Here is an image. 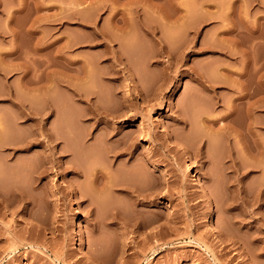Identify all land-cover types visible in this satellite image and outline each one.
<instances>
[{"label": "rangeland", "instance_id": "rangeland-1", "mask_svg": "<svg viewBox=\"0 0 264 264\" xmlns=\"http://www.w3.org/2000/svg\"><path fill=\"white\" fill-rule=\"evenodd\" d=\"M0 117L21 126L0 145V264H264V0H0ZM39 123L80 177L47 143L7 160ZM137 135L150 159L116 164ZM95 168L112 191L93 193Z\"/></svg>", "mask_w": 264, "mask_h": 264}, {"label": "bare ground", "instance_id": "bare-ground-1", "mask_svg": "<svg viewBox=\"0 0 264 264\" xmlns=\"http://www.w3.org/2000/svg\"><path fill=\"white\" fill-rule=\"evenodd\" d=\"M125 19H126V18H125ZM125 19H124V20H125ZM121 20H122V19H121ZM126 20H128V19H126ZM126 20H125V22H127ZM125 22H124V23H125ZM127 25H128V24H127ZM123 26H124V25H123ZM123 26H122V27H123ZM122 27H121V30H122ZM125 27H126V25H125ZM127 29H128V28H127ZM121 30H120V31H121ZM129 30H130V28H129ZM122 31H124V30H122ZM125 31H126V29H125ZM128 33H129V31H128ZM39 85H40V84H39ZM38 88H40V86H39ZM41 89H42V91H43L42 93H45V92H44L45 89H44V88H41ZM38 90H39V89H38ZM39 94H40V92H39ZM43 95H44V94H43ZM31 111H32V110H31ZM92 111H93V110H92ZM28 112H29V111H28ZM26 113H27V112H26ZM29 113H31V112H29ZM43 113H45V112H43ZM96 113H98V112H96ZM27 114H28V113H27ZM31 114H33V111H32ZM31 114H30V115H31ZM34 114H35V111H34ZM92 114H93V112H92ZM92 114H91V115H92ZM102 114H103V113H102ZM44 115H45V114H44ZM93 115H95V114H93ZM100 115H101V114H100ZM108 115H109V114H108ZM22 116H23V113H22V115H21L20 118H22ZM25 116L28 117V115H26V114H25ZM32 116H33V115H32ZM96 116H98V115L96 114ZM105 116H106V115H105ZM27 117H25V118H27ZM92 117H94V116H92ZM100 117H101V116H100ZM106 117H107V116H106ZM89 118H90V117H89ZM0 119H1V121H0V145H2V144L4 143V142H3V143H1V142L3 141V138L5 137L6 134H8V135H7V138H9L10 136H12V137H10L9 141H11L12 138H16V137H17L16 139H19V136H17V135H18L17 133H19V135H20V132H19L18 130L21 129V126L18 125V127H19L20 129H17L18 127L16 128L15 125L12 126L13 128L15 127V128L17 129V132L15 131L16 129L14 128V129H15V130H14L15 133L12 132V131H11V132H12V133H11L10 130H12L13 128H12V129H11V127L8 128L9 125L5 123L6 126L8 125L7 128H6V126H5L4 123L2 122L3 120H2L1 117H0ZM41 119H42V117H41ZM93 119H94V118H93ZM31 120H32V119H31ZM101 120H103V119H101ZM34 121H35V120H34ZM36 121H37V120H36ZM93 121H94V120H93ZM1 122L3 123V125H2ZM37 122H38V121H37ZM41 122H42V121H41ZM96 123H97V122H96ZM33 124H34V123H33ZM39 124H40V123H39ZM92 124H93V123H92ZM22 125H23V124H22ZM36 125H37V124H36ZM36 125H35V127H36ZM4 126H5V127H4ZM32 126H34V125H32ZM37 126H38V125H37ZM93 126H94V125H93ZM110 126H111V125H110ZM112 126H114V125H112ZM112 126H111V127H112ZM131 126H132V125H131ZM29 127H30V126H29ZM49 127H50V126H49ZM51 127H52V126H51ZM114 127H115V126H114ZM114 127H113V129H111V131L115 132L116 135H119L120 131H118V130H120V129L117 130V129H116L117 127H116V128H114ZM126 127H127V126H126ZM128 127H130V126H128ZM22 128H23V127H22ZM223 128H224V127H223ZM223 128H221L220 131L223 132ZM226 128H227V127H226ZM9 129H10V130H9ZM30 129H31V127H30ZM35 129H36V128H35ZM37 129H39V130H35V132L38 131V132H39L38 134H39L40 138H41V137H44L43 140L40 139L39 137L33 139L34 136H33L32 140H31L30 138H31L32 136H30V138L27 137L26 141H27V140H28V141H27L26 144H24V143H25V142H24L25 140H23L24 143H23L22 140H21V142H22L24 145H23L22 143H18V142H20V140L17 142L18 144L16 143V146H11V145H10L11 142H10V143L7 142V143L9 144V147L12 148V149L9 148V150L11 149L12 152H8V153L5 155L6 158H7V160L11 161V159H12V160L14 161L15 158H18V156H16V152H18V151H26V152H29V151L31 150L32 146H34L35 144H42V145L44 146V145H46V143H47V144H48V148H49V149H47V150H50V151H51V152H49V153H51V155H50V156H49V155H46L45 157H47L49 160H51V162H52V160L55 161V162H58V163L63 162V164H61V165H62L61 167L63 168L64 174L67 175V174H69V173H73L74 175H77L78 177H80V175H79V174H80V170L77 169V165H76V167H75V166H74L75 164L72 165V164L70 163V162L73 161V160H71L70 162H68V160H67V162H64V161L61 160V159H63V158H61V156H60V157H57V156H56L57 154H60V155L63 154L64 151H62L63 149L60 150V149L56 148V146H54V147L52 146L51 143H54L55 141H59L58 138H57V139H58V140H57L56 137H54L55 133H54V135H52V130H53V129H52L51 132H50V131H49L50 129L47 130V128H46L45 125H43V124H40V126H39ZM32 130H33V128H32ZM32 130H31V131H32ZM20 131H21V130H20ZM29 131H30V130H29ZM108 131H109V130H108ZM220 131H219V132H220ZM224 131H227V130L225 129ZM53 132H54V131H53ZM219 132H218V134H219ZM29 133H30V132H29ZM33 133H34V130H33ZM121 133H122V132H121ZM9 134H10V135H9ZM12 134H13V135H12ZM14 134H15L16 137L14 136ZM36 134H37V133H36ZM36 134H35V135H36ZM113 134H114V133H113ZM171 134H172V133H171ZM28 135H31V134H28ZM106 135H108V134H106ZM8 136H9V137H8ZM56 136H57V135H56ZM108 136H109V135H108ZM140 136H141V135H140ZM172 136H174V135L172 134ZM175 136H176V135H175ZM175 136H174V137H175ZM36 137H37V136H36ZM57 137H58V136H57ZM117 137H118V136H117ZM141 137H142V136H141ZM169 137H170V135H169ZM176 137H177V136H176ZM7 138L5 139V141H7ZM28 138H29L30 140H29ZM177 138H178V137H177ZM109 139H110V138H108V140H109ZM170 139H173V138L171 137ZM175 139H176V138H175ZM12 140H14V139H12ZM106 140H107V139H106ZM108 140H107V141H108ZM141 140H142V139H141ZM141 140H140V137L138 138V135H137V138H135V137H134V138H132V137H126V136H125L124 138H122V139L120 138V140H118L117 144L115 145L116 148H115L114 150H112L111 153L109 152L110 154H113L112 156H113L114 158H113V157H112V158L116 160V164H118V165H119V163L122 164V165L124 164L126 167L130 168V170H131V167H134V165H136V163H138V162H137L138 160L140 161V159H141V160H143L142 162H144V161L146 162V161H147V157H148L147 154L144 153V155H143L142 157L136 155V153L138 152V149H139L140 146H141V145H140V144H141V143H140ZM46 141H48V142H46ZM53 141H54V142H53ZM107 141H106V142H107ZM175 141H178V140H175ZM13 142H15V141H13ZM109 142H110V141H109ZM112 142H114V141H112ZM112 142H111V146H114V145H112ZM56 143H57V142H56ZM107 143H108V142H107ZM175 143H176V142H175ZM181 143H182V142H181ZM8 144H7V146H8ZM11 144H12V143H11ZM13 144H14V143H13ZM4 145H5V144H4ZM4 145H3V147H4ZM56 145H57V144H56ZM178 145H179L180 147H178ZM178 145H177V148L183 149L182 146L184 147L185 144H184V145H180V144H178ZM105 146H109V143H108V145L105 144ZM105 146H104V149H105ZM162 146H163V145H162ZM186 146H187V145H186ZM186 146H185V148H184L185 151H186V148H187ZM0 147H1V146H0ZM3 147H1V149H2ZM45 147H47V145H46ZM109 147H110V146H109ZM109 147H108V148H109ZM188 147H189V146H188ZM3 149H4V148H3ZM5 149H7V147H6ZM110 149H112V148H110ZM184 149H183V150H184ZM187 149H188V148H187ZM105 150H106V149H105ZM2 151H3V150H2ZM4 151H5V150H4ZM32 152H33V151H32ZM45 152H46V151H45ZM45 152H44V155H45ZM47 152H48V151H47ZM186 152H189V150H187ZM190 152H191V151H190ZM190 152H189V153H190ZM49 153H48V154H49ZM189 153H188V155H189ZM3 154H4V153H3ZM78 154L80 155V153H78ZM81 154H83V153H81ZM110 154H109V156H110ZM137 154H138V153H137ZM19 156H20V154H19ZM72 156H73V155H72ZM72 156H71V157H72ZM75 156H77V155H75ZM198 156H199V154H198ZM139 157H140V158H139ZM6 158L3 157V159H4L3 161H5ZM19 158H20V157H19ZM47 158H46V162H47V160H48ZM148 158H149V157H148ZM232 158H233V157H232ZM149 159H150V158H149ZM234 159H235V158H234ZM234 159H233V160H234ZM15 160H16V159H15ZM189 160H190V159H189ZM230 160H231V158H230ZM230 160H229V161H230ZM9 161H8V162H9ZM11 162H12V161H11ZM48 162H49V161H48ZM112 162H113V161H112ZM112 162H111V163H112ZM117 162H119V163H117ZM151 162H152V161H151ZM151 162H149V164H150ZM12 163H13V162H12ZM16 163H17V161H16ZM16 163H13V164H16ZM8 164H10V163H7L6 166H8ZM138 164H140V163H138ZM138 164H137V165H138ZM144 164L146 165V163H144ZM144 164H142V165L144 166ZM147 164H148V163H147ZM151 164H152V163H151ZM153 164H154V163H153ZM153 164H152V165H153ZM10 165H11V164H10ZM110 165H111V164H110ZM113 165H114V164H113ZM118 165H117V166H118ZM137 165H136V166H137ZM230 165H231V166H230ZM230 165L228 166V168H229V167H230V168L232 167V171L234 172V175H236V177H237V178L235 177L234 179L231 177V178L233 179L232 181H234V180L237 179V181H235V183L238 182V185H235V184L231 181V183H233V184L235 185V187H234V185L231 184V185H233V187L235 188V189H234V188H232V189L236 190L237 193H240V192H241V187H242V185H243V184L240 185L241 181L239 180V179H240L239 177H240L241 175L238 176V175H239V171H238V170H239L240 167L238 168V167L236 166L237 164L235 163V160L232 161V164H230ZM241 165L243 166V165H245V164H242V163H241ZM17 166H18V165H17ZM45 166H46V165H44V167H45ZM238 166H239V165H238ZM248 166H249V165H248ZM11 167L13 168V166H11ZM15 167H16V166H15ZM42 167H43V166H42V164H41V170H42ZM109 167H110V166H109ZM121 167H122V166H121ZM157 167H158V166H157ZM243 167H244V166H243ZM246 167H247V165H246ZM7 168H8V167H7ZM34 168H36V166L32 167V169H34ZM45 168H46V167H45ZM96 168H97V167H96ZM96 168H95V169H90V172H89L88 174H86V177H85V178H86L85 181L88 179L87 181H89V183H90L89 185H90L91 189L93 190V193H94V192H95V193H100V194L102 195V194H104L106 191H107V193H108L109 190L112 191L113 188H114L115 185H116V181H115V184H114V180H116V179H113V178H112L113 173H112L111 171H113V170L108 169V168H107V169L104 168V170L101 168L102 170H99V169H96ZM153 168H154V166H153ZM9 169H11V168H9ZM14 169H16V168H14ZM48 169H49V168H48ZM79 169H80V168H79ZM125 169H126V168H125ZM134 169H135V168H134ZM138 169H139V167H138ZM240 169H241V168H240ZM242 169H243L242 172L245 171V170H247V168H242ZM248 169H250V168H248ZM251 169H252V168H251ZM12 170H13V169H12ZM34 170H35V169H34ZM34 170H33V171H34ZM39 170H40V169H38V173L40 172V174H38V175H39V178H40L41 176L46 175V173H45V169H44V171L42 170V172H44V173H42V174H41V170H40V171H39ZM126 170H127V169H126ZM130 170H129V172H130ZM132 170H133V169H132ZM225 170H226V168H225ZM228 170H229V169H228ZM33 171H32V172H33ZM36 171H37V169H36ZM36 171H35V172H36ZM47 171H48V170H47ZM47 171H46V172H47ZM63 171H62V172H63ZM137 171H138V170H137ZM208 171H209V169H208ZM210 171H211V170H210ZM229 171H230V170H229ZM229 171H228V172H229ZM232 171H231V172H232ZM35 172L32 173V174H37V173H35ZM86 172H87V171H86ZM86 172H84L83 174L85 175ZM129 172H128V173H129ZM211 172H212V171H211ZM225 172H226V171H225ZM228 172H227V173H228ZM131 173H133V171H132ZM135 173H136V171H135ZM152 173H153V171H152ZM205 173H206V172H205ZM205 173H204V175H205L206 177H205V176H204V177H205L206 179H208V174H209V172H207L206 174H205ZM212 173H213V172H212ZM212 173H210V174L212 175ZM245 173H246V172H245ZM32 174H31V175H32ZM62 174H63V173H62ZM153 174H155V173H153ZM229 174H231V173L229 172ZM242 174H243V173H242ZM38 175H35V176H38ZM131 175H132V174H131ZM211 175H210V176H211ZM232 175H233V174H232ZM232 175H231V176H232ZM243 175H244V174H243ZM243 175H242V176H243ZM32 176H33V175H32ZM81 176H82V175H81ZM114 176H115V175H114ZM134 176H135V175H134ZM136 176H137V175H136ZM210 176H209V177H210ZM44 177H45V176H44ZM66 177H67V176H66ZM74 177H76V176H74ZM129 177H130V176H129ZM228 177H229V175H228ZM244 177H245V175H244ZM246 177H247V176H246ZM34 178H35V177H34ZM114 178H115V177H114ZM130 178H131V177H130ZM229 178H230V177H229ZM36 179H37V177H36ZM40 179H41V178H40ZM73 179H74V178H73ZM75 179H76V178H75ZM241 179H242V178H241ZM32 180L34 181L35 179H32ZM37 180H38V179H37ZM243 180H244V178H243ZM243 180H242V181H243ZM74 181H77V180H74ZM161 181H162V180H161ZM158 182H159V181H158ZM158 182H157V183H158ZM117 183H118V182H117ZM229 183H230V181H229ZM14 184H15V183H14ZM18 184H19V183H18ZM11 185H13V184H11ZM16 185H17V184H16ZM16 185H15V189H16ZM86 185H87V184H86ZM86 185H85V186H86ZM155 185H157V184H155ZM162 185H163V184H162ZM13 186H14V185H13ZM19 186H20V185H19ZM32 186H33V185H32ZM240 186H241V187H240ZM11 187H12V186H10V188H11ZM86 187L89 188L88 185H87ZM155 187H157V186H155ZM163 187H164V186H163ZM163 187L160 186V182H159V185H158V188H157V191H156V195H155L154 197H153V195H154L155 193H152V192H151L152 194L146 195V193H147V192H146V193H145L146 196H145V195L142 194L143 191H142V193H140L141 190H137V189L134 188L132 185H131V187L126 188V191L129 193L128 195H130V196L132 195V198H134L135 201L141 200V201L144 202V201L147 200V202H148L149 200H151V199L148 200V198H150V197H153V198H156V197H157V198L160 199L159 196H161V197L164 196L165 194L163 193ZM228 187H229V186H228ZM19 188H20V187H19ZM19 188H18V190L20 191L22 187H21L20 189H19ZM81 188H83V187H81ZM22 189H23V188H22ZM73 189H74V188H73ZM91 189H90V190H91ZM124 189H125V188H124ZM11 190H12V189H11ZM11 190H10V192L12 193ZM18 190L16 189V192H17ZM82 190H83V189H82ZM82 190L80 189V192L83 194V197H84L85 195L87 196L88 191H90V190H88V191L86 192V193H87V194H86V193H84L86 190H85V191H82ZM92 190H91V192H92ZM142 190H143V189H142ZM229 190H230V189H229ZM19 191H18V193L15 195V199L12 198L13 201H12L11 199H9V201H10V202L12 201V202H13V205H14V203L17 202V205H19V207H20V206H22L21 204H24L25 196H23V194H22V192H23L24 190H23L22 192L20 191L21 193H20ZM154 191H155V190H154ZM73 192H74V191H73ZM234 192H235V191H233V193H234ZM236 192H235V193H236ZM13 193L15 194V192H13ZM24 193H25V192H24ZM74 193H75V192H74ZM93 193H91V194H93ZM109 193H110V192H109ZM149 193H150V191H149ZM162 193H163L164 195H163ZM0 194H1V193H0ZM9 194H10V193H9ZM26 194H27V193H26ZM26 194H25V195H26ZM89 194H90V193H89ZM100 194H99V195H100ZM105 194H106V193H105ZM240 194H241V193H240ZM1 195H2V194H1ZM6 195H8V192H7V194H5V197H1V196H0V198H5V199H4L5 202H6V200H8V199L6 198ZM96 195H97V194H96ZM99 195H98V196H99ZM101 195H100V196H101ZM81 196H82V195H81ZM98 196H97V197H98ZM203 196H205V197H209L208 192L205 191L204 194H203ZM258 196H259V195H258ZM8 197H9V196H8ZM10 197H11V196H10ZM128 197H129V196H128ZM138 197H142V199H139ZM145 197H146V198H145ZM236 197H237V196H236ZM27 198H28V197H27ZM29 198H30V197H29ZM157 198H156V199H157ZM163 198H164V197H163ZM254 198H255V197H254ZM134 199H133V200H134ZM241 199H242V198H241ZM257 199L259 200L258 197H257ZM0 200H1V199H0ZM2 201H3V199H2ZM2 201H1V202H2ZM25 201H26V200H25ZM141 201H138V203L141 202ZM243 201L245 202L246 199H245V200L243 199ZM248 201H250V199H249ZM253 201H255V200L253 199ZM27 202H28V199H27ZM29 202H30V201H29ZM29 202H28V203H29ZM241 202H242V201H241ZM250 202H251V201H250ZM256 202H257V201H256ZM256 202H255V203H256ZM7 203H9V202L7 201L6 204H7ZM30 203H31V202H30ZM245 203H246V202H245ZM258 203H259V202H258ZM2 204L4 205L3 202H2ZM32 204H33V202H32ZM242 204H243V203H242ZM7 205H8V204H7ZM7 205H6V206H7ZM10 205H12V203H10ZM13 205H12V206H13ZM15 205H16V204H15ZM27 205H28V204H27ZM141 205H142V204H141ZM144 205H145V204H144ZM23 206H24V205H23ZM136 206H137V205H136ZM4 207H5V205H4ZM8 207H9V206H8ZM14 207H15V206H14ZM0 208H1V205H0ZM17 208H18V207H17ZM23 208H24V207H23ZM27 208H28V206L26 207V209H27ZM260 208H261V205H260ZM31 209H32V206H31ZM27 211H28V209H27ZM27 211H26V212H27ZM32 211H33V209H32ZM30 212H31V211H30ZM30 212L27 213V214H30ZM23 213H24V212H23ZM118 215H119V214H118ZM111 217H114V215L111 216ZM118 217H119V216H118ZM118 217L116 216L115 218H112L114 221H110V223L116 221V225H120V226L122 225V227H123V224H122L123 222H122V221H123L124 218L122 219L123 216L121 217V214H120V217H121V220H122V221H121L120 218H118ZM108 219H109V218H108ZM210 219H211L212 221L215 220V215H214L213 212H212V214L210 215ZM124 220H125V219H124ZM135 221L137 222L138 219L135 220ZM140 221H141V220H140ZM125 222L127 223V221H124V223H125ZM131 222H132V221H131ZM133 222H134V221H133ZM133 222H132V223H133ZM132 223H130V224H132ZM138 223H139V222H138ZM107 224H108V223H107ZM111 224H112V223H111ZM114 224H115V223H114ZM134 224H135V223H134ZM105 225H106V224H105ZM112 225H113V224H112ZM124 225H125V224H124ZM127 225H128V223H127ZM138 225H139V224H138ZM142 225H143V223H142ZM120 226H119V227H120ZM132 226H133V225H132ZM134 226H135V225H134ZM125 227H126V225H125ZM120 228H121V227H120ZM120 228H119V229H120ZM140 228H141V227H140ZM27 232H28V231H27ZM33 232H34V231H32L31 233H33ZM28 233H29V232H28ZM24 237H25V236H24ZM19 238H20V237H19ZM22 238H23V237H22ZM18 240H19V239H18ZM24 241H26V239L23 240V242H24ZM27 241L29 242L30 240H27ZM31 242H32V241H30V243H31ZM34 242H35V240H34ZM21 244H22V243H21Z\"/></svg>", "mask_w": 264, "mask_h": 264}]
</instances>
